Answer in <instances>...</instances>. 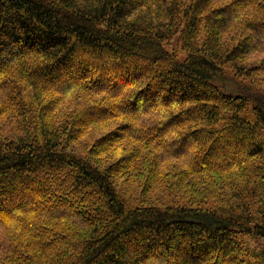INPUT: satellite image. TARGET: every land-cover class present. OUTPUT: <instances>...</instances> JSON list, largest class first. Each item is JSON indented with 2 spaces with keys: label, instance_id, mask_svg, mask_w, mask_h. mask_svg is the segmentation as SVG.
<instances>
[{
  "label": "trees",
  "instance_id": "16d2710c",
  "mask_svg": "<svg viewBox=\"0 0 264 264\" xmlns=\"http://www.w3.org/2000/svg\"><path fill=\"white\" fill-rule=\"evenodd\" d=\"M0 264H264V0H0Z\"/></svg>",
  "mask_w": 264,
  "mask_h": 264
},
{
  "label": "rangeland",
  "instance_id": "374dc122",
  "mask_svg": "<svg viewBox=\"0 0 264 264\" xmlns=\"http://www.w3.org/2000/svg\"><path fill=\"white\" fill-rule=\"evenodd\" d=\"M251 80H254L253 78H251ZM257 82V81H256ZM77 100L76 99H73V100H71L70 101V103H69V107H73L74 105H76L77 104ZM109 129H111V127H107V128H105L104 130H100V131H93V130H91L89 133V136L88 137H86V138H83V139H81L80 141H78V143L76 144V145H74L73 146V148L74 149H76L77 150V153L78 154H84V153H86L87 152V149H88V146L91 144V142H92V139L93 138H96V137H98V136H101V135H103V134H105L106 133V131H108ZM2 130L3 131H7L6 130V126H2ZM178 173V172H177ZM157 188V187H156ZM156 188H155V191H156ZM154 191V192H155ZM157 194H158V192H156ZM168 193H170V192H168ZM154 194V193H153ZM170 196V195H169ZM152 197H154V195L152 196ZM158 197V196H157ZM168 197V196H167ZM254 245H256V242H254L253 243Z\"/></svg>",
  "mask_w": 264,
  "mask_h": 264
}]
</instances>
